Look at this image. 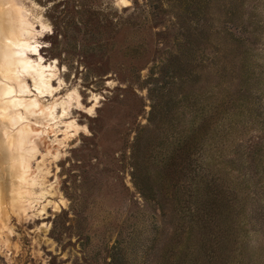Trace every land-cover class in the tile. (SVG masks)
Returning a JSON list of instances; mask_svg holds the SVG:
<instances>
[{
	"label": "rangeland",
	"instance_id": "obj_1",
	"mask_svg": "<svg viewBox=\"0 0 264 264\" xmlns=\"http://www.w3.org/2000/svg\"><path fill=\"white\" fill-rule=\"evenodd\" d=\"M10 1L0 264H264V0Z\"/></svg>",
	"mask_w": 264,
	"mask_h": 264
},
{
	"label": "bare ground",
	"instance_id": "obj_2",
	"mask_svg": "<svg viewBox=\"0 0 264 264\" xmlns=\"http://www.w3.org/2000/svg\"><path fill=\"white\" fill-rule=\"evenodd\" d=\"M10 1V0H9ZM11 3H12V1H10ZM17 2V1H16ZM26 3V2H25ZM31 4V3H30ZM18 5V4H17ZM13 6V5H12ZM14 7V6H13ZM18 7V6H17ZM15 8V7H14ZM3 10V9H2ZM13 10H15V9H13ZM20 10V9H19ZM23 11V10H22ZM3 12H5V11H3ZM16 12V11H15ZM19 12V11H18ZM24 12H25V10H24ZM17 14V13H16ZM5 16V15H4ZM19 16H21V15H19ZM23 17V16H22ZM23 18H25V17H23ZM20 19V18H19ZM27 20V19H26ZM7 23V22H6ZM20 23V22H19ZM2 26H4V27H7V24H5V23H2L1 24ZM10 28V27H9ZM32 28H33V26L31 27V23L29 24V23H26V24H24L22 27H21V29H20V27H19V32H20V38L22 39V40H26L27 38H28V36L30 35V33L32 32ZM34 32V31H33ZM35 33V32H34ZM31 37V36H30ZM33 37V36H32ZM28 40V39H27ZM24 42V41H23ZM27 42V41H26ZM28 43V42H27ZM29 45V44H28ZM26 47H27V45H26ZM22 48H25L24 46H22ZM23 63H22V65H21V67H23L24 69H25V71L27 72L28 70L27 69H29V64L28 63H26V62H24V61H22ZM15 64H17V63H14L12 60H11V57L9 56V53L6 51V50H4V51H2V50H0V74H4L5 73V75L6 76H8L7 78H0V91L2 90V89H4L5 88V85L6 84H8V83H15V84H18V82L16 83L15 81H19L20 80V76H18V75H14V66H15ZM42 65V64H41ZM40 67V66H39ZM46 67V66H45ZM38 68V67H37ZM50 68V67H49ZM52 68H54V67H52ZM51 68V69H52ZM33 69H36V68H33ZM43 69V68H42ZM20 71V70H19ZM54 71V70H53ZM22 72L23 73H25L23 70H22ZM39 72V71H38ZM22 75V74H21ZM9 78H10V80H9ZM37 78V77H36ZM24 79V78H23ZM31 79H32V77H31ZM33 80V79H32ZM37 81V82H36ZM36 81H34V82H36V86H38L39 88H45V85L46 86H48V84L46 83V81H45V77H44V75H43V73L42 72H39V77H38V79L36 80ZM11 86V85H10ZM16 86H21L22 88L21 89H18V91L19 90H21L23 93H25V94H29V93H31V91H30V89L27 87V85L26 84H24V85H21V84H18V85H16ZM52 86V85H51ZM16 88V87H15ZM15 91V90H14ZM17 91V92H18ZM45 91V90H44ZM44 93H46V92H44ZM49 93V92H48ZM76 93V92H75ZM39 94V93H38ZM37 95V94H36ZM41 95V94H40ZM72 95V94H71ZM34 96V95H33ZM39 96V95H38ZM18 97V96H17ZM35 98H36V96H35ZM38 98V97H37ZM39 99V98H38ZM38 99H28V101H26L25 103H24V105L22 106V108H25L26 110H24V111H28V113H30V114H36L37 113V111H36V108H38V107H41V105H40V101L38 100ZM43 99V98H42ZM16 103H18V102H16ZM45 108V107H44ZM44 110V109H43ZM23 111V112H24ZM51 111V110H50ZM23 112H22V114H23ZM64 114V113H63ZM43 115H45V110H44V113H43ZM35 116V115H34ZM38 116H40V115H38ZM49 116H50V114H49ZM48 116V117H49ZM65 117H66V115H65ZM34 118V117H33ZM22 126L20 125V129L18 130V132H17V136H16V140H17V154L19 155V161H16V162H13V161H10L11 162V166H19L18 167V171L16 170V168H15V170L17 171V176H18V181L20 182V183H22L24 186L23 187H27L28 188V196H27V194L25 195L27 198H30V204H31V208H33L34 207V204L35 203H38V201H40V198L42 197V198H44L45 197V192L43 191L42 193H41V195H40V198L38 199V200H34V198L32 197V195H34V189L38 186V187H41L42 188V186H43V183L40 181V180H38V179H36V176L35 175H32V166H31V160L33 159V157H34V155L37 153L36 152V149L35 148H33V146L31 145V143H30V135H31V133H33V131H32V128H31V123H29V121L28 120H26V119H24L23 121H22ZM33 124V123H32ZM49 125V124H48ZM71 125V124H70ZM70 125H69V127H70ZM76 125V124H75ZM37 126V125H36ZM70 128H72V127H70ZM79 128V127H78ZM73 129V128H72ZM77 129V128H76ZM13 130V129H12ZM37 132V131H36ZM67 133V132H66ZM9 136V135H8ZM30 137V138H29ZM33 137V136H32ZM10 138V137H9ZM15 140V141H16ZM36 142V141H35ZM63 145V144H62ZM38 150V149H37ZM11 153V152H10ZM37 155V154H36ZM10 156V155H9ZM10 158V157H9ZM11 159V158H10ZM40 164H41V162H40ZM42 165V164H41ZM40 165V166H41ZM11 168V167H10ZM42 168V167H41ZM12 169V168H11ZM14 169V168H13ZM44 169V168H43ZM14 170V171H15ZM14 171H12V172H14ZM38 171H41V170H39L38 169ZM44 171V170H43ZM40 174V173H39ZM18 182V183H19ZM19 183V184H20ZM45 184V183H44ZM20 187V186H19ZM22 187V186H21ZM22 187V188H23ZM21 188V189H22ZM20 194V193H19ZM22 195V194H21ZM23 196V195H22ZM18 197H20V196H18ZM25 197V198H26ZM29 200V199H28ZM34 200V201H33ZM29 204V205H30ZM27 207V206H26ZM28 207H30V206H28ZM47 207V205H44V208H46ZM57 207V206H56ZM31 208H29V209H31ZM23 209V208H22ZM32 210V209H31ZM37 211H38V209H37ZM27 212V211H26ZM31 212V211H30ZM40 216V215H39Z\"/></svg>",
	"mask_w": 264,
	"mask_h": 264
},
{
	"label": "trees",
	"instance_id": "obj_3",
	"mask_svg": "<svg viewBox=\"0 0 264 264\" xmlns=\"http://www.w3.org/2000/svg\"><path fill=\"white\" fill-rule=\"evenodd\" d=\"M207 209H208V212H210V211H212V207H207Z\"/></svg>",
	"mask_w": 264,
	"mask_h": 264
}]
</instances>
